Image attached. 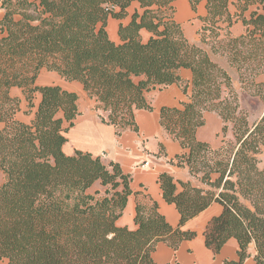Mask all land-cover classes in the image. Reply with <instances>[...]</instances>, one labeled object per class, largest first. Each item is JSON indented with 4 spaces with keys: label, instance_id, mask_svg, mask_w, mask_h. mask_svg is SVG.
I'll return each instance as SVG.
<instances>
[{
    "label": "trees",
    "instance_id": "obj_1",
    "mask_svg": "<svg viewBox=\"0 0 264 264\" xmlns=\"http://www.w3.org/2000/svg\"><path fill=\"white\" fill-rule=\"evenodd\" d=\"M174 1L1 0L0 170L6 181L0 186V259L5 264H158L153 257L158 244L178 251L194 240L197 233L183 226L214 203L223 211L206 226L207 248L218 255L235 239L239 260L224 264H246L251 257L264 264V169L258 158L264 116L250 125L229 74L204 47L191 44L173 19ZM201 1L191 0L194 10ZM206 1L201 43L226 55L242 83L264 102V83H255L264 73V14L244 19L246 33L234 38L231 0ZM134 3L141 12L120 25L117 44L107 31L109 17L126 18ZM223 24L228 37L220 40ZM143 29L152 34L147 42ZM42 69L81 83L117 136L139 130L136 111L152 110L147 92L174 84L183 88L188 101L181 108L163 107L160 122L186 150L174 163L188 167L204 187L160 175L165 201L181 214L177 228L144 192L135 193L137 228L118 225L133 194L131 177L119 164L106 165L90 153H64L65 135L80 114L79 97L57 85L36 86ZM180 69L192 71L191 91ZM14 87L23 89L30 108L35 94H42L31 123L16 119L20 101L11 96ZM208 112L223 119L224 136L233 131L234 141L218 150L197 138ZM96 184L105 188L100 198L99 192L89 193Z\"/></svg>",
    "mask_w": 264,
    "mask_h": 264
},
{
    "label": "crops",
    "instance_id": "obj_2",
    "mask_svg": "<svg viewBox=\"0 0 264 264\" xmlns=\"http://www.w3.org/2000/svg\"><path fill=\"white\" fill-rule=\"evenodd\" d=\"M173 5V19L183 29L185 37L191 44L200 45L205 48L210 57L230 76L233 86L239 95L241 109L248 113L250 125H254L264 116V102L254 91L248 89L242 83L241 74L238 69L231 65L228 57L222 53H216L210 45L201 43L200 31L204 26V18L208 15L207 1L199 3L196 10L193 9L191 0H175ZM140 6L134 3L128 9V15L122 20L109 17L107 31L111 40L117 44L121 42L119 28L121 24L127 25L133 13ZM229 12L235 17L233 25L229 29V35L234 38L243 36L247 31L244 19H251L255 14H264V0H231ZM5 16L0 0V22ZM226 24H223L220 40H225L228 35ZM141 38L147 42L152 34L143 29L140 32ZM0 26V38L2 37ZM180 78L190 84L193 73L189 69H180ZM39 86L58 85L65 90L75 92L78 97L79 116L74 126L66 133L67 142L63 151L68 156H73L77 151L90 153L94 157H100L106 165L111 162L117 163L125 174L131 177V189L133 194L129 197L127 206L118 225L128 227L132 230L137 228L136 217V196L137 192H144L150 195L157 203V212L164 216L166 221L174 228L180 224L181 214L174 204H169L163 197V190L159 177L163 173L173 176L179 182H191L194 186L204 187L200 179L190 174L188 167H180L175 164L178 155L186 150L181 143L175 140L166 132L160 122V112L163 107L181 108L182 104L188 101L189 97L179 84L164 88H156L146 93V98L152 106V110H138L135 114L138 131L127 129L121 136L116 135V129L104 124L99 113L95 109V101L85 92L84 87L78 82H68L56 73L42 69L36 84ZM256 84L264 83V73L255 78ZM248 85V84H247ZM250 86V85H248ZM253 91V92H252ZM41 101V95H37ZM39 106V105H38ZM37 106L31 108L32 113L24 123H30L36 114ZM205 124L197 132V138L201 142L208 143L214 150L222 148L227 142L234 141L233 131L224 136V121L217 113H205ZM259 158V168L264 169V148ZM214 175L213 178H216ZM181 191V188L180 190ZM223 206L214 203L207 210L196 218L188 221L183 230L194 231L197 237L192 241L182 243L178 251H174L166 243H159L153 255L158 264H224L225 261H238L239 245L235 239H231L220 254L214 253L205 244L204 231L208 222L219 216ZM251 253L254 254V246H251ZM0 264L5 261L0 259ZM246 264H256L253 257L246 261Z\"/></svg>",
    "mask_w": 264,
    "mask_h": 264
},
{
    "label": "rangeland",
    "instance_id": "obj_3",
    "mask_svg": "<svg viewBox=\"0 0 264 264\" xmlns=\"http://www.w3.org/2000/svg\"><path fill=\"white\" fill-rule=\"evenodd\" d=\"M31 1L34 2V0H31ZM62 79H64V78H62ZM36 86H39L38 85V82H37ZM39 94L42 96L41 93H36L35 94V98H34V106L35 107L37 106L36 111H37L38 105L40 103V101L37 98V95H39ZM11 96L14 97V98L19 99V101H20V109H19V112L16 115V119L19 120V121H21V122H24L23 119H27L28 118V116L30 115V113H32V109L29 107V103L27 101V98H26V95L24 94L23 89L18 88V87L12 88V90H11ZM33 117L35 118V116H33ZM68 126H69V124L66 123L65 124V127H68ZM3 128H4V125L1 124L0 125V130H2ZM5 181H6V174L2 170H0V186H2L5 183ZM104 191H105V188H103L100 184H96L89 191V193L90 194H95L96 192H99V193H101V195H99L97 197L100 198V197L104 196Z\"/></svg>",
    "mask_w": 264,
    "mask_h": 264
}]
</instances>
